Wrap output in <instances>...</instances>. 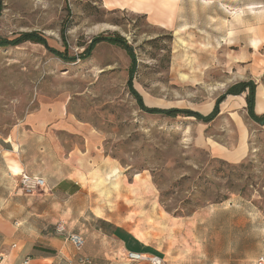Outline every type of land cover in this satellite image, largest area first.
<instances>
[{"label":"rangeland","instance_id":"rangeland-1","mask_svg":"<svg viewBox=\"0 0 264 264\" xmlns=\"http://www.w3.org/2000/svg\"><path fill=\"white\" fill-rule=\"evenodd\" d=\"M0 2L1 38L35 32L60 52L64 38L70 56L96 36L124 38L137 61L132 85L148 108L205 116L239 82L258 87L257 101L264 90V0ZM129 64L107 43L73 63L28 41L0 48V137L30 129V117L45 121L27 161L52 178L47 191L27 193L19 177L23 195L9 209L29 203L30 221L50 189L71 219L110 220L166 264H256L264 257V127L248 117L244 95L227 97L209 123L149 115L128 90ZM61 176L79 182L77 194L65 193ZM59 224L50 226L58 235ZM76 227L96 240L82 219Z\"/></svg>","mask_w":264,"mask_h":264},{"label":"crops","instance_id":"crops-1","mask_svg":"<svg viewBox=\"0 0 264 264\" xmlns=\"http://www.w3.org/2000/svg\"><path fill=\"white\" fill-rule=\"evenodd\" d=\"M114 1L105 0L108 5ZM257 89L254 112L256 115H262L264 110H256ZM28 123L31 128L24 129V133L20 134L17 130L11 137H0V264H24L25 261H28L27 264H146L131 262L125 258L126 252L149 254L146 252V246L136 242L131 232L93 213V223L89 222L84 213L77 219H71V206L69 208L65 203L53 202L50 189L47 198L38 200L35 218L30 221L28 217L32 214L26 215L32 210L29 203L19 207L20 213H13L9 209L12 198L23 195L22 189L18 187L20 174L43 178L46 182L45 191L52 185L51 176L47 173H35L27 161L30 157L28 155L35 149V144L44 140L42 134L46 122L38 117H30ZM42 149L44 151V148ZM58 181V185L68 184L64 186L65 193L71 195L77 194L81 187L72 177L61 176ZM61 209L66 210L68 215L60 216L57 211ZM79 219H82L84 224L87 223V228L95 234L96 240L91 242L86 238L84 246L76 250L63 236L55 234L54 228L50 226L61 221L68 232L81 234L84 231L79 227L75 228ZM11 220H14L13 225ZM88 229H85L86 232ZM128 241H132L137 249H129Z\"/></svg>","mask_w":264,"mask_h":264},{"label":"trees","instance_id":"trees-1","mask_svg":"<svg viewBox=\"0 0 264 264\" xmlns=\"http://www.w3.org/2000/svg\"><path fill=\"white\" fill-rule=\"evenodd\" d=\"M1 7L2 5L0 2V11H1ZM62 40H63L64 51L60 52L58 50L50 48L46 40L39 34H36L35 32L23 33L14 39H7V38L0 37V48L15 47L21 43L28 41V42L37 43V44L44 46L48 52H50L53 56L57 57L63 62L73 63L76 60L83 61V60L88 59L91 56L92 51L97 45L101 43H107L109 45H113V46L120 48L127 54L129 58V62H130L129 68H128V81H127L128 90L131 96L133 97V99L136 101L138 107L145 113L149 115H160V116H164L167 118H175L177 116L192 117L196 119L197 121H201L203 123H209L213 121L216 118V116L219 114V105L227 97L244 95L248 117L253 122L259 124L260 126H264V114L256 115L254 112L256 86L251 81L239 82L231 86L230 88H228L224 92V94L221 95L215 101L212 111L208 115H205V116L197 112H193L189 110H180L176 108H169V109L148 108L143 104L141 96L136 92V90L134 89L132 85L133 76L137 69V61H136V56L134 54L133 48L124 40V38L118 35L96 36L91 39L90 43L86 46L83 52L77 56H70L68 54L64 38Z\"/></svg>","mask_w":264,"mask_h":264},{"label":"built area","instance_id":"built-area-1","mask_svg":"<svg viewBox=\"0 0 264 264\" xmlns=\"http://www.w3.org/2000/svg\"><path fill=\"white\" fill-rule=\"evenodd\" d=\"M20 184L27 193H34L37 190H46V182L43 178L38 176H30L26 173L20 174ZM56 232L63 236L76 250H80L84 244L85 239L79 233L68 232L64 224H59L56 227ZM125 258L131 262H140L146 264H166L164 259L150 254H141L135 252H126ZM25 261L24 264H27ZM256 264H264V257H259Z\"/></svg>","mask_w":264,"mask_h":264},{"label":"bare ground","instance_id":"bare-ground-1","mask_svg":"<svg viewBox=\"0 0 264 264\" xmlns=\"http://www.w3.org/2000/svg\"><path fill=\"white\" fill-rule=\"evenodd\" d=\"M258 44V42H255L253 44L254 47H256ZM258 112H261L264 110V90L261 91V94L259 95V99H258Z\"/></svg>","mask_w":264,"mask_h":264}]
</instances>
